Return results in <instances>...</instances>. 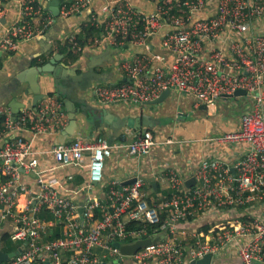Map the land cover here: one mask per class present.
I'll return each instance as SVG.
<instances>
[{"label":"built area","instance_id":"obj_1","mask_svg":"<svg viewBox=\"0 0 264 264\" xmlns=\"http://www.w3.org/2000/svg\"><path fill=\"white\" fill-rule=\"evenodd\" d=\"M13 1L19 4L18 17L0 36V49L7 52L39 38L55 19L43 7L49 0H0V18ZM94 1L62 0L59 15L77 14ZM147 1L148 10L129 0H108L83 21L97 28V34L81 45L80 25L63 31L57 45H67L76 57L106 42L146 47L121 59L125 80L93 85L92 95L103 105H142L164 89L175 88L191 94L194 106L208 107L232 97L237 89L245 90V95L234 97L249 102L240 111L239 127L201 139L210 147L241 148L242 156L233 162L204 156L192 176L167 167L166 193L149 195L138 173L131 182L113 179L103 196L91 194L79 203L71 193L102 182L105 160L117 145L104 136L77 135L37 150L38 137L54 134L68 121L58 95L46 94L35 106L16 113L2 107L0 248L15 254L0 264H191L207 254L209 264H223L218 256L230 248L240 264H264V0ZM160 32L164 51L149 50V39ZM157 142L152 130L144 128L120 147L144 159ZM42 152L51 154L55 163L41 162ZM69 166L87 167L88 183L69 189L65 183L73 176L54 173ZM191 177L194 183L187 186ZM42 211L51 219L43 218ZM130 220L145 224L128 227ZM204 220L206 231L195 226ZM146 224L158 228L148 233ZM56 226L63 227L61 236L47 238ZM4 233L15 250L3 248ZM155 234L163 238L130 255L114 245Z\"/></svg>","mask_w":264,"mask_h":264},{"label":"crops","instance_id":"obj_2","mask_svg":"<svg viewBox=\"0 0 264 264\" xmlns=\"http://www.w3.org/2000/svg\"><path fill=\"white\" fill-rule=\"evenodd\" d=\"M108 0H95L93 4L80 12L69 16L55 17L54 22L46 30V37L36 38L29 42L20 44L19 48L13 52H7L0 49V109L2 107H9L13 112H19L24 106L32 105V93L29 92V85L26 80H18L16 77L21 71L24 78L31 76V66H35L40 62L48 61L53 54L61 53L64 55L62 61L67 64H78L80 71L87 69V64L92 59V56L103 54L100 59L93 64L96 72L99 74L98 78L91 80L82 86L81 82H77L74 86L71 96L78 99L83 98L88 105L93 106L97 112L91 116L92 118H99L97 122L90 121L86 123L81 114H77V125L74 129L69 131L68 112L65 109L62 96L58 98L62 101L63 107L67 113L68 121L54 134L50 136H40L35 141V148L37 150H47L52 143L59 141L72 140L77 135L83 137L94 138L96 136H104L111 143L117 145L110 156H108L104 163V177L102 182H94L91 188H82L77 194H72L77 202L82 203L88 199L91 194L97 197L104 195L109 183L113 179H119L122 182H130L135 176L140 173L145 179V189L151 196L158 193H166L168 186V178L166 174L167 167L178 168L184 176H192L195 165L204 156H217L221 159L233 162L240 158L243 149L234 147H210L208 143L201 139L207 136L215 135L224 131H230L239 127V116L236 119L226 117L228 111L229 100L222 98L212 105L211 110L207 112L208 116L214 114V111H219L220 105L228 107L224 111H219V116L224 115L217 122L205 119L208 127L214 126L212 134L197 132L198 123L193 120L191 122H180V117L177 109L186 104L187 99L192 100L194 106V98L191 94L181 92L177 89H171L170 94L163 100V102L149 107L146 104H129V103H113L110 105H103L99 103L92 95V87L96 82H118L125 80L126 75L120 68L119 63L124 57H132L135 54L146 50L145 46L126 43L123 46H114L108 42L102 44L100 47L91 49L86 48L78 57L71 59L70 56L61 50L63 44L57 45L58 39L63 31L76 30L80 28V24L93 11H99L101 6ZM136 8H143L148 10L151 8V3L147 0H129ZM19 14V4L15 1L10 2L6 7L3 16L0 18V36L4 28L16 20ZM38 23V19H34ZM98 33V32H97ZM96 33V34H97ZM161 33H157L149 39V50L160 52L164 51L161 47ZM95 35V34H94ZM50 36V38H48ZM59 43V42H58ZM51 44V46H49ZM170 59V56H168ZM20 81V87L18 83ZM38 82L43 94L55 93L52 86V80L48 74H40ZM184 98H187L186 100ZM228 98V97H227ZM243 104L244 107H249V102L245 97L236 98ZM223 101L221 103L220 101ZM181 104V106H180ZM79 102H75L78 106ZM194 106V107H200ZM101 108L108 110V115L100 112ZM176 108V111L174 110ZM201 108V107H200ZM207 109V108H203ZM220 109V108H219ZM100 113V115H99ZM142 114H147L153 119L157 120V124L153 127L142 126L141 128H131L126 125L130 118H137ZM173 115L175 118L172 123H168L165 118ZM105 116H109L106 122ZM116 124V128H112V124ZM144 128H151L156 140L158 141L147 157L144 159H136L131 157L123 147L131 141L140 130ZM29 136L28 133H25ZM172 139V142L169 141ZM120 145H123L120 147ZM40 160L46 164H54L51 154L42 152ZM64 171V172H63ZM54 173L71 174L73 177L67 180L65 185L69 189H77L86 185L89 181L87 167L85 166H69L65 169H57ZM204 223L196 222L198 226L208 225L207 220ZM218 259L223 264H240L234 248L226 249L220 252ZM127 264H134L126 261ZM257 264V263H256Z\"/></svg>","mask_w":264,"mask_h":264},{"label":"water","instance_id":"obj_3","mask_svg":"<svg viewBox=\"0 0 264 264\" xmlns=\"http://www.w3.org/2000/svg\"><path fill=\"white\" fill-rule=\"evenodd\" d=\"M62 0H49L45 1L43 3L44 9H48L52 12V14L55 17H59V4ZM46 33L39 36V38H44ZM50 38V36L48 37ZM51 46V44H49ZM68 54V53H67ZM103 54H98L95 56H92L91 62L89 61L87 64V69L80 71V68L78 64H67L66 62L62 61L64 58V55L61 53L53 54L52 57L44 62L43 64H37L35 66H31V76H28V78H24V71H21L19 74H17L18 80H26L29 85V92L32 93V106H35L37 101L40 98H43L45 94L41 92L39 82H38V76L40 74H48L49 77L52 80V86L54 87V91L58 96L63 97L65 109L68 112V118H69V131L73 130L74 127L77 125V114H81V116L84 118L86 123H89L90 121H95L99 118L91 117L94 116L93 114L97 112L93 106L88 105V103L83 98H72L71 92L74 88V86L77 84V82H81L82 86L86 82H88V79L94 80L98 78L99 74L96 72L95 66L93 65L96 60L100 59ZM18 87H20V81L17 82ZM171 89L167 88L164 89L159 96L156 98L148 101L146 103L147 106L150 108L153 107L155 104L163 102V100L170 94ZM236 95H245V90L243 89H237L234 92V95L232 97H235ZM231 97V96H230ZM75 102H79L78 106H75ZM201 108H207L206 105L202 104L200 106ZM100 112L104 115H108V110L106 108H101ZM16 113V112H15ZM100 115V113H99ZM106 122L109 120V116H105L104 119ZM157 120L153 119L152 117L148 116L147 114H142L141 116L137 118H130L126 125L131 128H141L142 126L147 127H153L155 124H157ZM112 128H116V124L111 123ZM64 142V141H59ZM1 178V176H0ZM134 180V179H133ZM132 180V181H133ZM194 177L189 178L186 181V185L190 186L194 183ZM131 182V181H130ZM80 212L82 211V208L79 209ZM163 238L162 234H155V235H148L144 238L138 239L132 243L122 244L119 241L114 242V245L116 247H119L120 252L124 255H130L140 248L149 245L153 242L159 241ZM15 253L10 252L6 253L0 248V261L7 259L10 256H13ZM211 259V256L209 254L205 255L202 258L195 259L191 262V264H209Z\"/></svg>","mask_w":264,"mask_h":264},{"label":"rangeland","instance_id":"obj_4","mask_svg":"<svg viewBox=\"0 0 264 264\" xmlns=\"http://www.w3.org/2000/svg\"><path fill=\"white\" fill-rule=\"evenodd\" d=\"M184 99L186 100L187 98H184ZM226 99L229 100V103L231 104L228 109L230 113L226 112L225 114L226 117L230 119L238 118L240 111L243 108V104H241L240 101L234 97H228ZM220 102L223 103L222 100ZM223 106H226V105L224 104L220 105V107H218V110L224 111L225 109L228 108V107H223ZM211 107H212L211 105L208 106L207 109H203L200 107H194L192 105V100L188 98L186 104L181 106L180 109H177L176 113L179 114V116L177 117H180L179 118L181 120L180 122L187 123V122H191V120H193L194 122L196 121L198 123L196 127L198 129L197 132H200L201 135H203V133L212 134L214 132L215 127L212 126L209 128L205 119L217 122L219 119L225 116L224 115L219 116V111H214V114H212L211 116H208L207 112L211 110ZM174 110L176 111V108H174ZM174 119L175 118L173 117V115H169V117L165 118V120H167L168 123H172ZM195 226H197V224H195Z\"/></svg>","mask_w":264,"mask_h":264},{"label":"trees","instance_id":"obj_5","mask_svg":"<svg viewBox=\"0 0 264 264\" xmlns=\"http://www.w3.org/2000/svg\"><path fill=\"white\" fill-rule=\"evenodd\" d=\"M80 25H81V30L77 34V39L80 42V44L82 45L86 42L87 38L96 34L98 32V29L95 28L94 26L90 25L89 23H86V22H82ZM61 50H63V52L66 51V53H68V55L70 56L71 59L76 58V56L71 55V53L68 51L67 45H63ZM43 63L44 62H40L39 64H43ZM149 129H151V128H149ZM40 215L45 219H51V215L45 211H42L40 213ZM143 224H145V223H142L141 221H138V220H130L128 222L127 226L137 228V227L142 226ZM146 227L148 229V233H152L155 230V228H158L157 225H155V224H153V225L146 224ZM199 227H200V229H203L204 231H206L207 228L209 227V225L206 224V225H202ZM62 229H63L62 226H56L54 228V230L52 231L51 235L48 234L46 237L49 238V236L50 237L61 236ZM2 241L4 243V246H3L4 249L9 250V251L16 249V246L13 243H11V241L8 239V235L6 233L3 234ZM5 243L7 246L5 245Z\"/></svg>","mask_w":264,"mask_h":264}]
</instances>
